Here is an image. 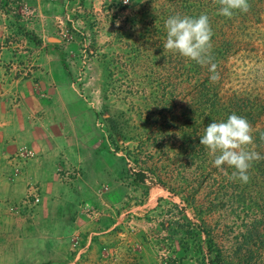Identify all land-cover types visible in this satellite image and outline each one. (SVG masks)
Instances as JSON below:
<instances>
[{
    "label": "rangeland",
    "instance_id": "1",
    "mask_svg": "<svg viewBox=\"0 0 264 264\" xmlns=\"http://www.w3.org/2000/svg\"><path fill=\"white\" fill-rule=\"evenodd\" d=\"M42 1L0 0L1 78L35 80L85 150L122 163L135 210L126 205L120 219V209L109 210L111 223L93 234L111 238L99 257L147 264L130 261L145 243L150 264H264V159L245 184L230 178L233 168H216L199 143L208 123L235 113L253 127L249 148L264 156V0H249L250 10L231 19L216 0ZM177 14L209 17L215 81L207 66L164 48L165 22ZM39 78L53 83L40 87ZM24 151V162L34 157ZM33 192L29 184L26 196ZM80 242L73 235L71 250Z\"/></svg>",
    "mask_w": 264,
    "mask_h": 264
},
{
    "label": "crops",
    "instance_id": "2",
    "mask_svg": "<svg viewBox=\"0 0 264 264\" xmlns=\"http://www.w3.org/2000/svg\"><path fill=\"white\" fill-rule=\"evenodd\" d=\"M56 1L42 3L55 6ZM5 23L0 3V41L6 36ZM3 76L0 71V264H119L99 257L111 238L93 237L104 223H111L110 211L120 209L119 218L126 205L135 210L118 156L97 148L85 150L84 136L73 135L76 127L70 124L61 125L54 96L42 95L35 80H2ZM38 83L45 87L53 81L39 78ZM27 148L34 157L24 162ZM104 155L110 156L108 163L102 162ZM29 184L39 197L30 208L24 204ZM154 190L156 196L163 192ZM91 208L92 214L99 212L93 221ZM76 234L81 242L72 251ZM151 255L144 243L142 258L137 255L130 261L150 264Z\"/></svg>",
    "mask_w": 264,
    "mask_h": 264
},
{
    "label": "clouds",
    "instance_id": "3",
    "mask_svg": "<svg viewBox=\"0 0 264 264\" xmlns=\"http://www.w3.org/2000/svg\"><path fill=\"white\" fill-rule=\"evenodd\" d=\"M128 3V0H123ZM220 5L219 14L231 19L237 12L247 13L250 10L249 0H216ZM166 42L164 48L171 53L207 66L211 73L210 79L219 77L217 64L212 56V36L207 14L198 17L170 16L166 22ZM264 140V133L260 134ZM199 143L213 157V165L224 170L223 166L233 168L231 179L241 183L249 182V170L254 162L264 159V156L249 148L254 144L253 127L247 118L235 113L228 116L226 121L211 122L204 129Z\"/></svg>",
    "mask_w": 264,
    "mask_h": 264
},
{
    "label": "built area",
    "instance_id": "4",
    "mask_svg": "<svg viewBox=\"0 0 264 264\" xmlns=\"http://www.w3.org/2000/svg\"><path fill=\"white\" fill-rule=\"evenodd\" d=\"M45 2L47 3H52V2H55L56 0H44ZM132 0H128V3H124L123 0H117V2L120 4V5H128ZM39 200V197L36 193H29L28 196H26V198L24 199V204L30 208L32 206H34Z\"/></svg>",
    "mask_w": 264,
    "mask_h": 264
}]
</instances>
